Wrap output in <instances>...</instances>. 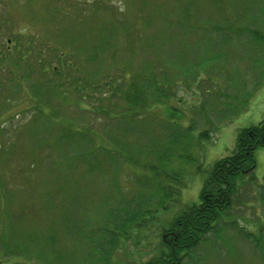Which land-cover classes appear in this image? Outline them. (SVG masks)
Returning <instances> with one entry per match:
<instances>
[{
	"label": "rangeland",
	"instance_id": "1",
	"mask_svg": "<svg viewBox=\"0 0 264 264\" xmlns=\"http://www.w3.org/2000/svg\"><path fill=\"white\" fill-rule=\"evenodd\" d=\"M7 14L11 24L2 36L6 46H12L27 31L43 36L45 43L49 41L50 46H59L65 53L77 50L85 65L86 60L90 62L92 75L101 76L117 64L118 69L112 70L127 67L130 73L134 68L140 77L155 78L159 85H174L175 80L181 83L174 87L169 101L147 105L145 123L96 113L98 105L111 110L126 106L124 89L120 90L126 87L123 80L116 93L90 92L95 106L91 110L79 109L76 97L68 100L70 104L60 105L53 87L48 103L59 110L54 116L49 115L51 106L41 105L44 112L35 117L37 109L20 101L22 94L17 89L9 94L10 102L0 93V234H6L5 240H0V249L4 246L7 250H0V264H46L44 258H51L53 264H104L100 260L89 262V252L95 250L99 257L101 248H108L106 235L100 237L98 233L107 221L101 219L108 217L109 210L111 216L113 212L122 214L124 206L132 209L134 195L138 202L153 197L157 206L160 184H174L180 199L174 197L165 209L153 211L146 226L135 229L129 239H119L117 247L111 249L110 264H144L158 252L169 220L200 200L215 161L230 154L225 146L236 142L233 126L237 119L226 122L225 116L224 123L220 122L225 103L236 97L237 103L245 101L250 112L247 120L263 112L257 103L262 101L264 107V0H0L4 24ZM254 31L262 36L256 39ZM9 38L13 41L8 42ZM213 55L217 57L210 61ZM56 62L53 60L52 66ZM21 72L18 69L16 73L20 76ZM1 80L5 87L16 83L10 75L0 73ZM71 82L74 85L75 78ZM158 93L150 99L156 101ZM44 97L46 101V94ZM252 97L257 102L254 109L250 105ZM169 103L177 114L186 111L170 122L184 126L194 118L203 128L189 132L192 146L188 142L177 146L179 155L165 174V167L159 164L161 155L157 154L162 151V135L166 129L167 134L171 130L165 119ZM204 111H208L206 116L212 123L221 125L210 138L200 134L206 127ZM80 113L79 122L91 125L102 135L85 137L86 148H95L90 156L76 153V146L86 143L80 135L88 132L84 124L72 123ZM123 122L128 128L139 126L127 139L133 148L145 146L141 156H136L146 167L122 156L125 140L118 127ZM64 125L72 126L71 138L62 129ZM116 132L120 145L106 138L116 137ZM167 139L164 144L169 145ZM151 147L152 153L146 152ZM158 169L160 174L153 172ZM255 174L256 184L240 185L238 179L239 192L233 205L194 248L185 252L181 264H264V188L258 185L264 184V177L258 170ZM247 177L244 174L245 180ZM122 193L123 202L119 201Z\"/></svg>",
	"mask_w": 264,
	"mask_h": 264
},
{
	"label": "trees",
	"instance_id": "2",
	"mask_svg": "<svg viewBox=\"0 0 264 264\" xmlns=\"http://www.w3.org/2000/svg\"><path fill=\"white\" fill-rule=\"evenodd\" d=\"M4 20H6V24L3 23L2 19H0V73L3 75H10V79L14 80L16 83L10 87H5L2 86L3 81L1 80L0 93L3 94L2 99H6L7 102H10L11 97H9V94L17 89V91L22 94V96L19 97V100L30 103L29 108L35 107L37 109V111L34 112L35 117H37L38 114H42L44 112L41 105H45L47 107L51 106L49 107V115L51 116H54L59 112L58 108H56L54 104L51 105V103H48L49 91L50 89H53V87L54 96H56V99L59 101L60 105L61 103L70 104L68 103V100L71 98L74 99L76 97L75 100L79 101V103H77L79 109L84 110L87 108L91 110V106H94L90 95L93 90L95 93L99 92L101 95H106L108 92L116 93L118 91V87L123 86L120 83L121 80H123L124 83H126V87H121L120 90L122 88L124 89V96L127 101L126 106L120 107L117 110H111L105 105H98L99 107L97 106L98 109L96 113L108 116H116L121 118L122 121L131 120L136 122V120L139 119L145 123V121L148 120V112L146 113L147 105L149 104L151 106L154 103L156 104V102L163 101V99L169 101L168 99L172 97V95L174 96V87L181 83L175 80L174 85H171L172 82H165V85H159L160 82H157L155 78L151 80L148 78L149 76L145 78L142 75L140 77L139 73L134 68L131 69L130 73L127 72V67L120 68L117 71L112 70L113 68H117V64L114 65L115 67L108 69L107 72H104L101 76L92 75V71H89L88 65L90 62H87L86 60L85 65V61L82 60V58L78 55L77 50L72 49L69 53H65L61 47L50 46L49 41L45 43L43 41V36L40 37L39 34L28 33L27 31L26 33H21V36L14 40L15 42L12 43V46H6L5 41L2 40V36H4V28L11 24V18L9 17V14L4 17ZM254 34L256 39L262 36V34H260L258 31H254ZM10 41L12 42L13 39H10ZM215 57L217 56L213 55L209 57V60L212 61ZM72 59L74 62H72ZM53 60L57 61V65L52 66ZM84 66H88V68L85 69ZM210 67L211 66H209V68ZM18 69L23 71L20 73V76L16 73ZM195 74H198L197 70L195 71ZM193 75V72L190 73V76ZM74 78L76 82L73 85L72 82H69ZM208 78H211L214 86L218 87L219 84L215 83L214 78H212L211 75H208ZM140 79L141 81H139ZM196 84L198 85L197 80ZM33 85L35 86L34 88L36 91L32 89ZM17 86L20 88H17ZM24 86L27 87V90L24 89ZM22 87L24 90L21 91ZM31 90H33V92ZM59 90H61V94H59ZM156 91H159V97L156 99V101H152L150 97H156ZM208 92L211 93V90L208 89ZM45 94L47 103L44 97ZM238 101L239 99L236 97V99L233 98L231 102L225 103V107L222 108L221 112L219 113L221 115L220 122L224 123L225 116H227L226 122L230 121L229 118L237 117L240 112L246 109L247 104L244 106L245 101L243 103H237ZM168 106L171 107H168L167 113L165 114V119L169 120V123L171 124H169L171 130H169L168 134L167 129L165 130V133L162 135L164 139L162 143V151L158 152V154L156 153L157 155H161L159 158L162 161H160L159 164L160 167H165V172L171 169L169 168L170 163H172L175 156L179 155L177 146L179 145L178 147H180V143L183 142L182 144L185 146L188 142L190 146H192L193 143L192 139L190 138L191 134H189V132L193 133V131H197L196 129L203 128V126H197L198 120L194 118H191L189 124L184 126H178L175 123L170 122L173 118L180 119V117H182L186 111L180 112L182 114L180 115V113L177 114L176 112H173L174 110L172 108L174 105L169 103ZM204 112L206 113H202L203 117L206 119V125H204L206 127L203 132L201 131L200 134L205 138H210L212 136L211 133L215 132L218 126L221 125H218V123H212L211 118L206 116L208 115V111ZM223 112H227L228 114H224ZM71 113L72 112L69 113L70 118H72ZM81 114L82 113L77 114L79 117L76 114L73 115L77 116V120L73 121V124L76 122L82 123L80 125L84 124V122H79ZM139 115H142V117L138 118L137 116ZM66 116L65 118L68 119V122H70L71 125V120ZM156 119L158 118L156 117ZM92 121L93 120H91V122ZM125 123L126 122H123V124L120 125L122 126L121 128L118 127L119 129H122L121 131L124 133L122 135V139L125 140L123 142V146L121 145L123 151L122 156L125 160H129L135 165L138 164L142 167H146L145 164L140 162L141 157L136 156L137 153H139L141 156V150L145 146L141 145V148H133L130 141L127 139V137H132L133 132L139 130V126L134 127L133 125L132 127L128 128L127 124ZM70 125H64L62 128L67 134V137H70L69 135L71 134L70 131L72 126ZM208 127L210 129H208ZM84 131L88 132H83L80 137L82 138V141L86 143L84 146L81 144L79 146L77 145L76 153L77 155L81 156H85L87 154L90 156L94 152L92 149L95 148H86L87 140L85 137L91 136V138L94 139L97 136L102 135L101 131L95 129L89 124H84ZM114 135L116 137L112 136V138H110V136H106V138H109V140H112L113 142H116L120 145L117 139L119 134L116 132ZM103 137L105 136L103 135ZM166 139L169 140V145L164 144ZM68 145L70 146V143H68ZM149 145L150 144L148 143L146 147ZM263 147L264 117L257 124L241 127L237 131L236 142L234 147L230 150V154L224 155L217 159L209 170L208 176L200 191V200L198 202L192 203L191 205H187L185 208H182L180 212H178L169 220V222L166 224L167 226L164 228L161 246L159 247L158 252L150 259L146 260L144 264H181L184 256L186 255L185 252L194 248L202 240L205 234L213 229V223L217 221L223 215V213L233 205L235 199L234 197L239 192V186L246 183H257L258 178L254 171L257 165L256 151ZM169 148L172 149V153ZM152 150H154L153 147L147 149L146 152L152 153ZM183 151L186 153V150ZM150 167L152 169H156V165L154 164H151ZM153 172L160 174L159 169L153 170ZM167 173L168 172L165 174ZM244 174L246 177L248 176V179L245 180L243 178ZM173 178L178 180L177 176H173ZM169 179L175 183V180L171 179L170 177ZM238 179H241L242 183L240 185ZM258 185L264 188L263 183ZM173 186L174 184L171 183L160 184V191L158 193L159 200L157 206L153 201V197H146L138 202V200L134 201L136 199V195H134L131 200V202L134 204L132 209H128L124 206L122 209V214H114L113 212L111 216L109 214L111 210H109L108 217L101 219L107 221L100 226V231L98 232L100 237L101 235L108 236H104L106 238L105 241L107 242L108 248L105 249V247H102L101 249L103 250V254L99 257H97L98 255H96L95 250H93V253L92 251L89 252V256H91V258L89 257V262L91 261V263H96L100 260L104 264H110V259L113 255L111 249L117 247L119 239H129L134 233L135 229H139L147 225L148 219L152 215L153 211L165 209V207L168 206L169 201L173 200L174 197L180 199L179 195H176V193L179 191ZM116 191L120 192L119 189H116ZM263 193L264 190L262 191V195ZM120 196L121 198H119V201L123 202L125 197L124 193H122ZM236 198H238V196H236ZM109 219L111 222H109ZM0 235V240H5L4 235L6 234ZM87 237L92 239L90 235ZM1 249L0 250L3 253L7 252L4 246ZM43 260L46 262V264H53L50 262L52 261L51 258H44Z\"/></svg>",
	"mask_w": 264,
	"mask_h": 264
},
{
	"label": "crops",
	"instance_id": "3",
	"mask_svg": "<svg viewBox=\"0 0 264 264\" xmlns=\"http://www.w3.org/2000/svg\"><path fill=\"white\" fill-rule=\"evenodd\" d=\"M264 88V87H263ZM257 95H259V92L254 96L255 98H257ZM252 100H253V97H252ZM251 100V108L254 109L256 108L257 106H259L258 108L261 109L262 114L261 116H257L256 118H253V117H249V120L248 119V115L250 112H248L249 110L245 109L244 111H242V113L240 115H238L235 119H237V122L234 123V129L233 131L235 132V134H237V131L241 128V127H247V126H250V125H254V124H257L263 117H264V107H263V103L262 101H260L258 104L255 99L253 100L252 102ZM256 103H257V106H256ZM249 106V104H248ZM233 144L232 145H229V146H225V149H227L228 151H230L232 148H233ZM256 159H257V165L258 167L255 168V173L256 171L258 170L259 172V175L261 177H264V147L263 148H259L257 151H256ZM256 165V166H257ZM262 174V175H261Z\"/></svg>",
	"mask_w": 264,
	"mask_h": 264
}]
</instances>
